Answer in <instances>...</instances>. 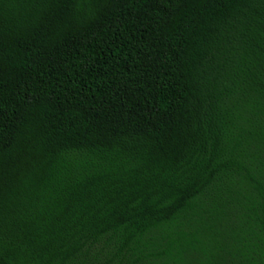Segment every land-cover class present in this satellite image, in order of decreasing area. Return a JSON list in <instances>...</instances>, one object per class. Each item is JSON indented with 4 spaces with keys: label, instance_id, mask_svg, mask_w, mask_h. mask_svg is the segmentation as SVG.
Instances as JSON below:
<instances>
[{
    "label": "trees",
    "instance_id": "1",
    "mask_svg": "<svg viewBox=\"0 0 264 264\" xmlns=\"http://www.w3.org/2000/svg\"><path fill=\"white\" fill-rule=\"evenodd\" d=\"M0 264H264V0H0Z\"/></svg>",
    "mask_w": 264,
    "mask_h": 264
}]
</instances>
